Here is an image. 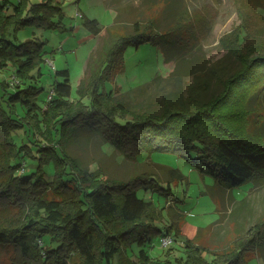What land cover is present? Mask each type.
<instances>
[{
	"label": "trees",
	"instance_id": "trees-1",
	"mask_svg": "<svg viewBox=\"0 0 264 264\" xmlns=\"http://www.w3.org/2000/svg\"><path fill=\"white\" fill-rule=\"evenodd\" d=\"M38 1L35 4L20 0L13 6L11 16L9 0L0 2V71L13 70L10 79L0 83V247L13 248L11 264H171L151 260L146 248L173 230L179 236L182 216L173 214L176 224L165 231L155 225L159 211L152 202L137 196V189L154 185L148 174L137 173L126 183L103 178L98 171L80 169L67 154V146L83 130L101 137L103 144H113L120 155L133 161L143 152L175 153L201 173L211 174L221 189L231 190L249 182L264 185L260 127L264 121L259 115L254 131L246 110L252 97L257 110L261 107L264 38L245 22L223 38L222 46L230 58L224 67L236 73L214 100L197 101L196 92L190 104L165 105L161 115L136 111L104 91V83L121 67L126 48L157 44L167 52L165 60L170 62L167 57L173 48L185 51L188 46L174 43L177 39L170 29L173 25L158 35L166 18L163 14L170 10L167 0L166 4L162 0H141L144 7L157 5L158 11L163 6L164 13L146 21L143 9L131 24L121 20L127 0H110L117 14L110 28L103 30L96 21L85 22L94 36L104 31L111 40L100 55L98 68H94L96 59L91 55L88 59V69L93 68L90 77L82 79L77 88L80 103L71 101L69 72L55 71V76L63 80L54 83V96L47 100L45 108H40L36 100L44 90L38 81L42 78L41 67L46 64L45 44L35 40L18 43L10 38L12 31L30 26L48 30L62 26L64 13L56 0ZM182 1L175 3L181 5ZM183 10L182 7L178 16L184 14ZM127 25L131 33L119 35ZM200 74L204 75L200 71L186 75L198 78ZM12 78L18 80V85L11 86ZM199 84L197 79L194 88ZM19 110L23 117H19ZM22 131L27 137L42 140L44 146L34 153L26 140L16 145L14 135ZM192 154L196 155L194 159ZM25 158L39 161L37 174H27ZM50 163L54 165V175L47 182L43 172ZM23 166L26 172L19 176ZM173 175L179 177L177 172ZM166 191L171 197L170 187ZM50 194L54 196L51 200ZM262 234L264 219L227 248L210 251L215 257L212 263L202 256L206 249L193 242H186L185 253L190 264H247L246 256L257 249ZM134 245L140 248L137 261L128 255Z\"/></svg>",
	"mask_w": 264,
	"mask_h": 264
},
{
	"label": "rangeland",
	"instance_id": "rangeland-1",
	"mask_svg": "<svg viewBox=\"0 0 264 264\" xmlns=\"http://www.w3.org/2000/svg\"><path fill=\"white\" fill-rule=\"evenodd\" d=\"M9 1L11 9L8 15L11 16L13 6L20 0ZM29 1L39 3L38 0ZM162 1L167 3L166 0ZM167 1L170 10L166 13L163 12V6L160 5L158 11L157 5L144 7L141 0H127L123 5L127 9L121 12V20L124 19L128 24L143 9H146V21L160 18L164 13L166 18L158 29V35L171 29L175 32L173 38L177 39L174 43L177 46L178 43H181L180 46H188L185 51L173 48L167 57L170 62L165 60L164 53L167 52L157 44L144 43L137 48H126L121 67L118 66L104 83V91L112 93L116 100L126 103L132 110L161 115L165 105L190 104V97L194 93L196 95V92L199 95L197 101L214 100L236 73L224 67L227 64L223 63H228L230 58L228 50L222 46L223 38L230 36L244 22L252 27L250 30L258 34V37L264 38V0H183V6L178 3L176 5L175 0ZM55 3L64 13L60 28L48 30L30 26L17 32L12 31L10 35L18 43L35 40L45 44L46 64L41 67L42 78L38 81V86L44 90L36 100L40 108L46 107L54 83L63 80L60 76H55V70L69 72L71 101L74 104L80 103L77 88L82 79L90 77L93 68L91 66L88 69V59L90 55L92 59H96L94 68H98L100 55L110 46L111 40L104 31L98 37L94 36L85 22L96 21L99 28L106 30L114 24L117 16L110 7V0H56ZM182 7L185 12L179 17ZM173 16L172 22L170 17ZM171 25L173 26L169 29ZM126 31L131 33V27L127 25L126 29H120L119 35H124ZM48 62L52 64L49 65ZM12 71H0V83L9 80ZM192 71H200L204 75L200 74L198 78L186 75ZM174 72H178V76H174ZM195 79L200 81L199 88L197 86L196 89ZM83 103L87 104V101L83 100ZM246 110L250 113V126L256 131L258 116L262 115L264 121V94L259 110L254 97L247 103ZM19 117H23L20 110ZM260 127L264 140V122ZM14 140L16 145L26 140L34 153L44 146L42 140L27 137L24 131L16 133ZM66 152L79 164L80 169L98 171L106 179L126 183L137 173L148 174L152 180L150 184L154 185L137 189V196L152 202L159 211L160 218L155 225L162 231L176 224L171 217L173 214L182 216L178 228L180 235L176 236L175 230L169 233L174 238V243L169 248L160 249L158 239L154 240L151 247L146 248L153 261L190 264L185 253L186 242L190 241L206 249L207 252L203 251L202 256L208 263H212L215 257L210 255V251L227 248L264 219V185L249 182L231 190L221 189L211 174L201 173L192 163L175 153L143 152L133 161L120 155L113 144H103L101 137L83 130L78 131L70 141ZM191 157L195 158L196 155L192 154ZM24 161L27 174H37L39 161L30 158H25ZM199 168L207 169L205 166ZM173 172H177L180 178L174 176ZM43 174L45 180L51 182L54 165L47 164ZM168 187L171 189V197L166 191ZM53 197L52 194L49 195L50 200ZM259 238L257 249L246 256L247 264H264V234ZM139 251L140 248L134 245L128 252L132 261H137ZM13 257L11 246L0 247V264H11Z\"/></svg>",
	"mask_w": 264,
	"mask_h": 264
},
{
	"label": "built area",
	"instance_id": "built-area-1",
	"mask_svg": "<svg viewBox=\"0 0 264 264\" xmlns=\"http://www.w3.org/2000/svg\"><path fill=\"white\" fill-rule=\"evenodd\" d=\"M49 65H51V62H48ZM14 85H18V80H16L15 78H12L11 80V86L13 87ZM54 96V92L51 91V94L48 97V101L51 100V98ZM18 175H24V173L26 172V170L24 169V166L20 168V170L18 171ZM159 243H160V249H165V248H169L173 243H174V238L171 235H164L161 236V238L159 239Z\"/></svg>",
	"mask_w": 264,
	"mask_h": 264
},
{
	"label": "crops",
	"instance_id": "crops-1",
	"mask_svg": "<svg viewBox=\"0 0 264 264\" xmlns=\"http://www.w3.org/2000/svg\"><path fill=\"white\" fill-rule=\"evenodd\" d=\"M10 2V1H9ZM56 71V70H55Z\"/></svg>",
	"mask_w": 264,
	"mask_h": 264
}]
</instances>
